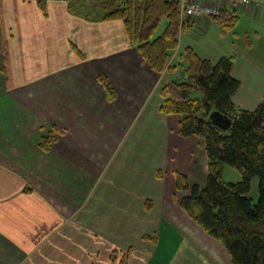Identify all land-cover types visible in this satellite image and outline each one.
I'll return each instance as SVG.
<instances>
[{
	"label": "crops",
	"instance_id": "0c3cea01",
	"mask_svg": "<svg viewBox=\"0 0 264 264\" xmlns=\"http://www.w3.org/2000/svg\"><path fill=\"white\" fill-rule=\"evenodd\" d=\"M242 12L264 19V10ZM200 19L215 21L200 17L184 28ZM0 36V264H119L111 252L130 247L126 264H159L162 239L172 250L161 264H232L179 206L189 191L176 190V173L203 185L208 160L203 139L181 137L180 117L160 111V90L178 72L144 64L121 21H89L63 0H49L46 15L34 2L13 9ZM186 47L178 42L169 65ZM236 64L241 88L233 102L253 110L260 101L242 94L249 79ZM99 76L117 94L112 118ZM110 120L124 134L100 139L92 126L102 130ZM47 123L58 138L43 151ZM114 138L123 145L111 165L105 151Z\"/></svg>",
	"mask_w": 264,
	"mask_h": 264
},
{
	"label": "trees",
	"instance_id": "16d2710c",
	"mask_svg": "<svg viewBox=\"0 0 264 264\" xmlns=\"http://www.w3.org/2000/svg\"><path fill=\"white\" fill-rule=\"evenodd\" d=\"M63 1L69 9L75 3L88 7L79 15L89 21H121L129 44L144 64L156 73L178 72L177 78L167 81L160 90V111L180 117L177 131L181 137L203 139L208 160L203 186L190 185L185 174L176 173V190L189 191L179 198V206L225 248L232 264H264V99L253 110L235 105L233 96L241 87V82L232 75L235 56H221L212 62L198 56L192 47H186L177 62L169 65L185 25L180 17L179 0H98L96 8L88 0ZM36 2L46 15V0ZM164 19V29L155 36ZM212 19L225 35L236 26L239 16L235 9L223 5L219 15ZM0 72H4L2 64ZM99 81L107 100L113 101L115 91L108 80L99 76ZM213 112L231 122L228 130L212 121ZM57 138V128L51 127L40 138L39 147L48 151ZM225 166L237 169L240 180L224 181ZM255 178L258 196L253 202L249 192ZM151 207L152 202L147 200L145 208ZM131 251L130 247L121 253L119 264H126ZM115 257L116 250L111 252L112 262Z\"/></svg>",
	"mask_w": 264,
	"mask_h": 264
},
{
	"label": "rangeland",
	"instance_id": "374dc122",
	"mask_svg": "<svg viewBox=\"0 0 264 264\" xmlns=\"http://www.w3.org/2000/svg\"><path fill=\"white\" fill-rule=\"evenodd\" d=\"M36 1L37 0H31V1L0 0V30L2 26L3 17L5 18L6 13H10L13 9L30 6L32 2H34L35 5L40 9ZM48 1L49 0H46L45 11H44L45 13L46 12L48 13ZM87 3L91 5L94 4V7L96 8L97 6L95 5H97L99 1L94 0L92 2L91 0H88ZM71 5L72 6L70 7V9L68 8V6L67 8L70 13H73L75 15H79V12L80 13L86 12L87 9H89L88 7H85L83 5L80 4L78 5L77 3ZM40 11L43 13L41 9ZM238 16H239V20L236 26L231 31L227 32L225 35L220 33L219 25L216 21H211V23H209L206 22L205 20L202 21L200 19L201 21L198 24L194 25L193 28L185 27L181 31L179 35V46H183L185 43H190V45H192V47L195 49V51L198 53L199 56L207 57L205 59H209L212 62H215L221 56L234 55L235 61L237 62L236 72L243 74L244 76H246L247 79H249V81L247 82L248 84H245L244 88L242 89V94H246L245 92H247L250 102L252 101L253 103H255L256 101H261L264 99V19H262L261 21L259 19L249 18L246 14L242 12V9L238 10ZM165 25H166V20L164 19L160 23L158 29L156 30L155 36H158L162 32ZM3 28H5V26H3ZM46 53H52V51L49 48H47ZM38 73L39 71L36 72L34 71L32 76L37 75ZM26 79H29V77ZM0 89H2L1 82H0ZM116 97L117 94L115 92L114 100L116 99ZM113 101H111V104L109 105L110 113L111 110L114 111L116 109L112 105L114 104ZM109 117L112 118V113L108 116V118ZM36 121L37 124H40L41 122L40 120H36ZM108 122L109 123L105 125V127L102 130L96 128V126L94 127L92 126L94 134L98 135L100 139L102 137L107 139L112 135H115V138L118 137L120 138L124 134L126 128L125 130H122L123 128L121 126L117 127L116 125H114V122L112 120ZM47 125H46L47 127H43L46 129V131H48L50 128L49 123H47ZM40 129L43 130L42 128ZM137 130H139V128ZM42 132L44 133V131ZM128 133H130L131 137L135 134L133 131L131 132L128 131ZM115 138L114 140L112 139V141L110 142L109 149H106L105 151V155L110 157L109 162H111L113 157L119 153L118 149L121 150L123 145V144L120 145V143L118 144ZM94 146L96 149L97 144H94ZM99 146H101V144H99ZM113 161L111 165L113 164ZM222 178L226 182H236L240 180V173L237 169L231 166H225ZM257 185H258V181L255 178L252 180L251 189L249 192V196L253 198V202H256L258 196ZM151 237L155 238L154 236ZM144 240H147L151 243H153V241L155 242V239L152 240L151 238H144ZM171 250H172L171 240L162 239V245L158 252V257L160 259L157 262L161 264L162 261H166L167 258L169 257V253L171 252ZM121 251L124 250H119V249L116 250V257H115L116 263H119L120 259L123 256L121 254Z\"/></svg>",
	"mask_w": 264,
	"mask_h": 264
},
{
	"label": "built area",
	"instance_id": "2783aa9c",
	"mask_svg": "<svg viewBox=\"0 0 264 264\" xmlns=\"http://www.w3.org/2000/svg\"><path fill=\"white\" fill-rule=\"evenodd\" d=\"M223 5H227L230 9H235L236 11L243 8L264 10V0H181V21L218 16Z\"/></svg>",
	"mask_w": 264,
	"mask_h": 264
},
{
	"label": "water",
	"instance_id": "95a60500",
	"mask_svg": "<svg viewBox=\"0 0 264 264\" xmlns=\"http://www.w3.org/2000/svg\"><path fill=\"white\" fill-rule=\"evenodd\" d=\"M212 121L219 126L222 130H228L231 122L220 116L217 112L211 114Z\"/></svg>",
	"mask_w": 264,
	"mask_h": 264
}]
</instances>
